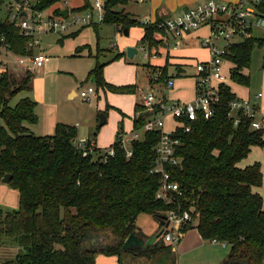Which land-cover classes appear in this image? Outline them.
<instances>
[{
    "label": "trees",
    "instance_id": "16d2710c",
    "mask_svg": "<svg viewBox=\"0 0 264 264\" xmlns=\"http://www.w3.org/2000/svg\"><path fill=\"white\" fill-rule=\"evenodd\" d=\"M6 1L0 0V48L16 56L31 54L29 38L10 21L9 8L1 15ZM29 1L32 9L45 11L62 0ZM129 1L103 0V19L100 24H91L94 32L97 35L102 24L119 31L140 26L143 35L139 43L158 53L167 40L156 28L157 20L141 24L121 8ZM263 3L261 0L255 6L261 17ZM90 7L84 0L83 6L73 11ZM263 44V38L249 35L226 45L224 58L232 65L228 71L231 81L248 83L241 70L248 67L254 47ZM120 57L122 53H117L112 60ZM95 59L88 77L97 87L118 93L134 91V85L107 83L102 77L105 64L97 56ZM168 65L165 60L164 65L153 69L167 72ZM30 78L28 71L19 80L7 71L0 72V179L10 174L7 185L18 192L15 209H0V246L6 245L11 252L0 259V264H94L97 253L119 255L136 230L137 215L159 219L171 208L154 198L158 176L149 172L159 133L145 132L141 138L131 139V154L125 157L119 146V136L123 135L120 127L112 143L114 152L104 159L96 149L82 155L75 144L74 126L57 123L51 135H33L25 124L36 122V102L24 96L11 104L18 93L30 92ZM218 94L219 102L209 119L197 116L189 123L188 132L176 129L172 135L179 141L175 150L179 161L167 171L181 191L174 200L183 209L191 206L196 213L183 230L194 227L203 240L226 245L222 264H262L264 208L261 196L254 191L262 183L260 166H237L251 146L264 145L262 131L252 130L241 114L234 125L226 116L227 103L234 94L223 82L218 84ZM145 117L133 116L132 130L139 129ZM89 238L97 244L90 243Z\"/></svg>",
    "mask_w": 264,
    "mask_h": 264
},
{
    "label": "built area",
    "instance_id": "2783aa9c",
    "mask_svg": "<svg viewBox=\"0 0 264 264\" xmlns=\"http://www.w3.org/2000/svg\"><path fill=\"white\" fill-rule=\"evenodd\" d=\"M260 1L239 0L235 3H224L217 0H204L177 15L167 16L155 22L156 28L163 31L166 40L182 38L187 32L200 26L208 28L207 34L199 40V46L207 51V58L193 63V98L188 101L168 98L166 93L173 88L174 78L168 72H163L161 68H155L149 73V84L139 90L135 105L137 108L133 115L135 118L140 115L146 117L139 129L131 131L130 140L141 138L145 132L159 133V139L153 147V165L149 172L158 176L154 198L171 206L159 218L162 222L161 238L170 245L178 242L183 226L188 222L192 223V216H196L191 206L183 209L174 200V197L181 195V191L177 183L170 179L167 171L168 167L176 165L179 161L175 155L179 141L172 135L176 129L188 132L189 123L197 116L204 119L212 116L214 107L219 102L218 84L224 83L227 78L223 69V63L226 61L225 47L232 41L247 38L253 26H263L264 19L254 13L255 6ZM102 13V0H94L91 7L82 13L68 12L66 17L45 15L43 11L34 10L29 0L18 2L13 0L9 6V19L21 35L29 38L27 48L33 51L31 54L16 56V63L25 71L43 66L48 60V55L39 49V36L42 33L61 34L73 26L100 24L103 19ZM139 22L143 25L151 23L148 19H140ZM168 46L172 49L176 48V44H172L171 41ZM136 50L144 53L143 58L146 61L159 55L155 51L147 50L143 44H139ZM94 93V89L88 86L79 91V97L87 100ZM260 95V92L256 93L254 99L233 98L227 103L226 116L232 119L235 125L239 119L238 114H241L249 120V127L252 130L263 131L264 112L256 103ZM166 120L174 125L170 131L165 128ZM129 141L123 135L119 136V146L123 149L125 157L131 154ZM75 144L81 149L83 156L96 149L92 140L84 138L75 140ZM113 152L114 146L111 144L100 156L104 159L106 156H111ZM210 242L218 241L212 239Z\"/></svg>",
    "mask_w": 264,
    "mask_h": 264
},
{
    "label": "rangeland",
    "instance_id": "374dc122",
    "mask_svg": "<svg viewBox=\"0 0 264 264\" xmlns=\"http://www.w3.org/2000/svg\"><path fill=\"white\" fill-rule=\"evenodd\" d=\"M75 1H77L78 4L81 3V1L83 2V0ZM87 1L89 3H93L94 0ZM11 4L12 0L6 1V4L2 6L1 15H4L6 8L8 9ZM144 4L145 3L130 0L127 4L121 6V8H124L126 12L128 11L132 14L137 13L139 16V18H137L141 19L143 18L142 14L146 13ZM67 6L70 9L69 5ZM60 7H63L61 2ZM45 11L48 12L47 9ZM74 13H82V11H74ZM254 13L257 15L260 14L256 8ZM137 29V26H132L129 34L124 35L122 31L115 32L112 25L102 24L99 26L96 35L90 24L73 38L74 47L77 45L80 47L79 44L86 43L85 45L94 49L96 44H98V47L100 48H96L95 56L98 57V61L100 63L102 62L105 64L102 69V77L105 81H109L116 87L126 83H133L135 86V91L129 93H118L106 89L102 90L101 88L97 87L94 80L88 77L89 69L93 67L95 62L93 57L94 55L79 57L74 55L71 56V54H69V46L66 44H60L58 35L42 33L39 36L41 42L40 50H43L49 55L48 65H46L47 63L45 64L47 66L46 70L45 72H41L39 74H37L38 72H33V74L30 73L31 78L29 85L32 90H30L29 93H18L11 101V104L24 96L31 98L37 103L38 100L55 103V109L57 112H59L60 118L63 119V122L74 125L78 130L79 137H91V134L94 132L102 139L110 140L113 136V133L115 132V127L117 129L121 127L124 132L128 131L131 128L130 120L133 114V105L138 99L139 90L142 89V85L146 84L147 78L149 79L150 71L153 70L155 64L161 63L163 61V55L168 64H170L173 57L168 53V51L163 50L161 52L160 50V53L158 51L159 55L154 59L149 58V61H146L143 58L144 53L142 52H137L133 58L124 56L112 60L113 56L117 54L116 48L119 51H122L123 49H126L127 45L135 43V40L133 39L136 37ZM251 35L255 38H264V29L253 26ZM139 44L140 43L138 42L136 47L139 46ZM176 44L178 45H176L177 50H182L181 53H183V50H187L190 53L187 55H195L196 47L194 41H189L185 44H179L177 42ZM176 52L172 51L170 53ZM204 55V52L201 53L198 50V56L204 57ZM1 59L2 63L6 65L9 73H11L14 78L19 80L25 75V72L22 69L17 68L15 64L16 57L13 54L9 52L7 55L2 54ZM193 60H191V64L189 66L184 68L187 75V83L180 94V100L187 98L189 95L187 84L188 82H191L192 74L194 73ZM249 63V68L247 69V73L249 74L248 88L250 91H254L257 89V84L263 81L260 76V72L261 69H263L262 65H264V45L262 47H254V49L251 51ZM230 65V62L227 63L228 68H230ZM228 68H226L227 71ZM174 69L175 68L170 64L167 67V72L169 74H173ZM148 84L149 83H147V85ZM88 86H91L95 93L87 100H83L79 97V91L86 89ZM68 88H73L76 90L77 96L71 99L68 98L65 95L66 89ZM233 88H235V85H233ZM166 95L168 98L175 97L171 96V92H167ZM100 113L104 115L105 123L101 126H98L97 119ZM84 117L89 118V122L87 124L84 121ZM117 121L119 122L117 123ZM166 124L167 125H165V128L169 129L168 131L173 129L174 125L171 121L166 120ZM99 136L97 139H99ZM261 187L264 189L263 176ZM8 210H11V208ZM262 264H264V262Z\"/></svg>",
    "mask_w": 264,
    "mask_h": 264
},
{
    "label": "crops",
    "instance_id": "0c3cea01",
    "mask_svg": "<svg viewBox=\"0 0 264 264\" xmlns=\"http://www.w3.org/2000/svg\"><path fill=\"white\" fill-rule=\"evenodd\" d=\"M13 1V0H12ZM136 1V0H135ZM204 1V0H141V1H136V2H141L145 3V9L146 13L142 14L143 18L141 19H148L151 23L155 22L158 19H162L167 16H174L177 15L184 10H186L188 7L196 4L197 2ZM220 2L224 3H235L238 2L239 0H217ZM252 1V0H249ZM60 2L62 3V8L60 7ZM60 2H56L53 5H51L46 11H43L45 15H51V16H60V17H66L68 12H74L73 10L78 9L83 6V2L78 4L77 1L75 0H62ZM89 3V2H88ZM70 9L68 8V6ZM92 3H89V6H91ZM54 10H58V13L53 14ZM66 10V15L62 16L61 11ZM87 10V9H85ZM81 10V11H85ZM125 10V9H124ZM128 12V11H127ZM259 12V11H258ZM130 13V12H128ZM134 18L138 19L139 16L137 13L132 14L130 13ZM262 17L264 19V12L261 13ZM138 17V18H137ZM140 20V19H138ZM262 27L259 26H254L258 27L261 29H264V22H262ZM101 26V25H99ZM87 26H73L69 28V30H66L63 33H51V34H56L58 35V40L60 44H66L69 46V54L71 56H91L94 55L95 59V52L96 48L98 47V44L94 47V49L90 46L85 45L86 43H81L79 44L80 47L73 45V38L79 34L81 31H83L84 28ZM132 27H129L127 29V34H129L130 30ZM137 34L136 37L133 39L135 40V43H131L128 46H134L138 44L140 38L143 35V29L140 26H137ZM115 32H118L119 30L114 28ZM123 32V30H121ZM204 31V32H203ZM208 28L206 26H200L196 28L195 30L187 32L182 38L179 39H171L167 40V43L164 44V49L163 50L168 51L169 54H171L173 57L171 59V66L174 67L173 75L174 77V86L170 90L172 93V97L175 96L173 99L180 100L179 97L181 96L180 94L183 91V88L185 87L187 83V75L186 72H180L177 73V68L181 67L184 69L185 67L189 66L191 64V60H193V63L198 61V60H205L207 58V51L199 46V40L201 37L205 36L207 34ZM203 32V33H202ZM252 33V29L250 32V35ZM124 34V33H123ZM124 34V35H127ZM252 36V35H251ZM253 37V36H252ZM263 38V37H262ZM264 39V38H263ZM171 41L172 44H176L177 42L179 44H185L188 43L189 41H194L195 42V55H187L190 54L187 50H177V46L175 49H172L171 47L168 46L169 42ZM88 44V43H87ZM264 45V44H263ZM262 45V46H263ZM168 46V47H167ZM261 46V47H262ZM71 48V50H70ZM39 49H41V42ZM113 49V48H112ZM202 53L204 52L205 55L204 57L198 56V50ZM43 51V50H41ZM176 52V53H170V52ZM179 51V52H178ZM192 51V50H191ZM194 51V50H193ZM44 52V51H43ZM197 52V53H196ZM46 53V52H44ZM116 53H122V57L126 56L125 55V49L122 51H119L116 48ZM160 53V51H159ZM7 55L8 51L4 50L3 48H0V72L3 71H8V68L6 65L2 63L1 55ZM47 54V53H46ZM48 55V54H47ZM16 57V55H14ZM104 56V55H103ZM100 57V56H99ZM101 58V57H100ZM99 58V59H100ZM164 55H163V61L161 63L155 64L156 66H160L164 64ZM49 62V55H48V60L43 64V66L38 67L34 70L28 71L33 74V72H38L43 73L46 70V65H48ZM96 62V59H95ZM94 62V65H95ZM47 63V64H46ZM102 63V62H101ZM227 63L229 61H225L223 63V69L225 71V74L227 78L225 79V84L228 85L230 92L234 94L235 97L237 98H248V99H254V96L256 93L260 92L261 95L258 99H256V103L259 106L260 110L264 112V65H262L260 76L263 79L262 82L257 84V89L254 91H250L248 88L249 85V74L247 73V69L249 68V65L247 68H242L241 73L248 78V83L246 85L239 84L236 82H233L229 79L228 77V71L229 68L227 66ZM15 64L17 68L22 69L25 72V69L19 66L16 61ZM46 64V65H45ZM169 64V65H170ZM250 64V63H249ZM93 65V67H94ZM154 65V64H153ZM168 65V66H169ZM232 65H230L231 67ZM92 67V68H93ZM91 68V69H92ZM228 68V71L227 69ZM89 69V71L91 70ZM146 71V70H145ZM175 74H179L178 76H174ZM194 74V73H193ZM193 74H192V80L191 82H188V89H189V95L187 98H184L181 101H188L193 98ZM148 78L146 84L142 85L141 88H144L147 86L148 83ZM107 82V81H106ZM111 84L109 81L107 82ZM113 83V82H112ZM116 84H122V83H116ZM113 85V84H111ZM123 85H134L133 83H126ZM119 85V86H123ZM233 85H235V88H233ZM114 86V85H113ZM179 86V87H177ZM32 90V88H31ZM134 91H135V86H134ZM65 95L68 98H73L77 96L76 90L73 88H68L66 89ZM138 100V99H137ZM137 101L133 105V114L131 116L130 120V125L131 128L128 131H123L122 129V134L125 137L127 141L130 140V134L133 129V123H132V118L134 115V109ZM34 112L36 114L37 120L33 124H25V126L28 128V131H30L33 135L36 136H44V135H51L54 131V127L57 123L65 124V125H70L74 126L72 124L63 122V119L60 118L59 112L56 111L55 109V103L52 102H43L42 100L39 101L38 103L36 102V106L34 109ZM99 119V118H98ZM97 119V121H98ZM84 121L87 124L89 122L88 117H84ZM119 121H117L118 123ZM104 122L101 124L103 125ZM121 123V121H120ZM98 125V124H97ZM98 125V126H101ZM165 125H167L165 123ZM75 127V126H74ZM76 129V127H75ZM117 132V128L115 127V132L113 133V136L111 137L110 140H105L102 139L99 135H96V133H92L91 137L87 136H80L78 130L76 129V139L84 138L86 140H92L94 143V147L96 150H99L100 154L110 146L115 139V135ZM128 133V134H127ZM127 134V135H126ZM127 137V138H126ZM262 137L264 139V130L262 131ZM96 155L94 156V158ZM253 163H258L260 166V171L263 176L264 180V145L263 146H251L250 150L245 158H243L240 162H238L237 166L238 167H245L247 165L253 164ZM254 191H256L262 198V206L264 208V189H262L261 185L259 187H255ZM18 204V192L17 190L10 188L7 183H2L0 182V209L2 211H8L9 208L15 209ZM135 225H136V230L132 235L131 240L127 244L126 250L122 251L119 255H105L102 253H97L94 258V264H222L225 258V254L227 251V247L223 243H212L209 241L203 240L196 228L190 227L186 230H183L182 235L178 242L175 245H170L166 242H164L161 238V234L157 236V234L162 230V222L159 221V219L153 217L152 215L149 214H139L136 216L135 219ZM157 246H160V248H156ZM166 247L168 249H166ZM134 248H139L141 251H137ZM148 249L149 251H145V249ZM10 248H8L6 245L0 246V259L8 257L11 255V252L9 251ZM153 250V251H151Z\"/></svg>",
    "mask_w": 264,
    "mask_h": 264
},
{
    "label": "water",
    "instance_id": "95a60500",
    "mask_svg": "<svg viewBox=\"0 0 264 264\" xmlns=\"http://www.w3.org/2000/svg\"><path fill=\"white\" fill-rule=\"evenodd\" d=\"M60 13H61L62 16H65L66 15V10H62ZM123 33L124 34H127V28L123 29ZM136 53H137V50H136V47H134V46H128L125 49V55L128 58H133V56ZM184 71L185 70L182 69L181 67L177 68V73L184 72ZM98 118H99L98 119V125H101L104 122V119H105L104 118V115L102 113H100ZM9 179H10V174H4L1 177L0 182H2V183H8ZM160 234H161V231L157 234V236H159ZM132 235H133V233L127 238V240L124 243V246L123 247L127 246V244L129 243V241L132 238ZM88 241L90 243H94L95 242V244H97V242H96V240L94 238H89Z\"/></svg>",
    "mask_w": 264,
    "mask_h": 264
}]
</instances>
